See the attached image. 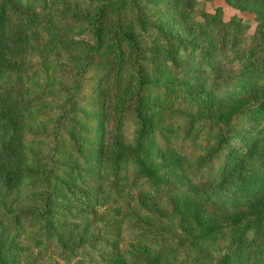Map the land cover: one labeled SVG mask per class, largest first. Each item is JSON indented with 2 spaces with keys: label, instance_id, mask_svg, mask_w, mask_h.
<instances>
[{
  "label": "rangeland",
  "instance_id": "rangeland-1",
  "mask_svg": "<svg viewBox=\"0 0 264 264\" xmlns=\"http://www.w3.org/2000/svg\"><path fill=\"white\" fill-rule=\"evenodd\" d=\"M10 2L26 12L42 14L57 26V35L90 39L88 29L58 14L63 7L78 12L91 11L94 6L87 0ZM138 6L148 20L161 22L167 31L187 41L183 46L187 47L188 54L178 52L177 58L184 68L182 73L165 72L164 61L157 52L147 63L148 74L164 83L166 89L163 92L154 87L149 91L153 109L180 108L210 115L264 86V49L256 61L236 70L224 55H217L222 63L213 68L197 56L196 49L190 50L191 46H206L211 50L218 46L220 27L209 31L201 21L203 12L211 13L215 8L223 21L233 18L241 24L235 49L246 44L255 24L264 23V0H140ZM14 15L5 16L0 25V62L15 67L33 65L36 72L27 79L15 80L0 73V170L15 164L47 165L51 157L56 167L51 173L52 187L58 196L55 202L60 206L55 210V218L50 220L52 229L66 245L79 238H98L87 256L65 252L52 233L46 236L44 243H35L34 233L39 222L30 224L20 220L12 224L8 216V210L20 209L26 198L19 195L15 187L19 176L11 175L6 185L0 180V243L13 242L22 247V254L13 255L14 264H138L134 258L136 254L161 264H201L194 261L196 252L188 246L185 237L197 234L199 225L220 222L222 217L231 214H246L242 224L252 212L264 206V140L254 141L264 133L259 127L261 112L254 111V106L249 109L253 112L241 113L232 121L238 136L229 147L232 160H222L221 168L205 186L166 191L154 198L148 193L145 181L129 182L133 171L130 162L119 164L116 170L103 165L102 162L111 156L113 146L120 148L128 144L133 128L127 118L117 127H109L112 115L127 108L132 81L128 77L119 96L113 98L112 73L117 59L109 42V28L114 17L112 9H106L101 21V46L109 43L108 55L100 52L99 66L97 62L85 71L77 96L69 104L71 115L59 119L61 126L55 140L44 133L31 139L26 137L30 131L52 129L65 103L62 97L50 95L38 104L48 109L38 113L33 107L30 115L19 118L12 126L2 122L22 98L51 93L66 83L60 70H68L73 57V49L54 47L47 52L43 67H39L37 62L48 34L35 21H18ZM132 18L129 11L125 22L136 32ZM149 34L150 31L141 32L148 38L143 42L147 46L154 45ZM125 51L131 63L127 47ZM184 122V118L172 116L162 122V129L148 131L146 157L155 165L174 160L177 167L163 169L162 175L188 181L189 167L212 139L211 133L199 126L198 119L193 126L192 145L186 144L179 149L175 140ZM29 180L30 177L22 176L19 182L28 183ZM33 190L35 192L36 188ZM6 206L8 214L4 211ZM117 212L128 214L118 223H110L109 218ZM144 219L169 225L174 238L171 243L146 237L149 231L143 228ZM227 224L202 245L204 259H201L205 264L217 263L226 237L235 227ZM231 264H247V260Z\"/></svg>",
  "mask_w": 264,
  "mask_h": 264
},
{
  "label": "trees",
  "instance_id": "trees-1",
  "mask_svg": "<svg viewBox=\"0 0 264 264\" xmlns=\"http://www.w3.org/2000/svg\"><path fill=\"white\" fill-rule=\"evenodd\" d=\"M87 1L94 6L91 11L78 12L68 10V7H63L58 12L62 18L72 20L79 27L83 26L84 29H88L90 33V39H73L71 36L57 35L59 30L57 26L42 14L26 12L13 6L10 0H0V25H2L5 16L15 14L14 17L18 21H35L48 34V40L42 44L43 50L40 54V61L37 62L39 67H43L47 52L50 49L60 46L66 49H73L71 50L73 52L71 54L73 56L71 67L68 70H60L61 75L65 76L66 83L54 88L51 93H38L22 98L18 106L8 116L3 118L2 122L12 126L19 118L30 115L33 107L38 113L41 110L48 109L46 106L42 107L41 105L38 106V104L50 97V95L51 97L54 95L62 97L65 103L59 109L52 129L47 132L30 131L27 132L26 137L31 139L44 133L52 140H55L57 129L61 126L59 119H66L71 115V106L69 104H72L77 96L85 71L97 62L99 66L98 56H100V52H103L105 56L108 55L106 51L109 43L106 46H101V21L106 9L107 11L112 9L114 17L109 28V42L113 46L117 59V65L112 73L113 98L116 99L119 96L128 77L132 81L128 106L124 111H117L112 115L109 127L115 128L121 120L127 118L131 120L133 128L126 146L120 148L112 147L111 156L102 162L105 167L116 170L119 164L130 162L133 166V171L129 182L133 184L138 181H145L148 193L156 198L166 191L187 190L191 187H202L209 183L214 178L217 169L221 168L222 160L227 158L232 160L229 147L235 138L238 137L232 121L241 113L249 114L253 110L257 111V113L261 112V124L259 127L264 133V111H261V107L264 106V86L248 92L244 98L235 100L224 110L210 115L190 112L180 108L153 109L149 102V91L154 87L159 88V91L163 92L166 89L164 88V83L157 81L156 78L148 74L147 63L151 61L150 58L153 53L157 52L164 61L165 72L182 73L184 68L182 64L177 62V58L180 56L178 52L181 54L187 52V47L183 46V43L187 44V41L167 31L161 22L148 20L138 6V1L140 0ZM129 11H131L133 16L132 20L136 32L129 29L128 24L125 22ZM217 11L215 8L211 13L203 12L204 17L201 21L206 23L205 28L209 31L220 27L217 39L218 46L211 50L210 47L206 46L192 47L190 43V50L196 49L198 52L197 56L203 61H207V65L213 68L219 67L220 63H222L217 55L226 56L233 69L247 67L250 63L257 60L264 49V23H256L251 39L243 46L235 49L236 38L242 29L240 27L241 24L239 20L233 18L223 21ZM54 28L55 30H53ZM144 31H150L151 34L149 35H152L154 45L150 44L152 46H147L143 43L148 39L146 38L147 36L141 35V32ZM125 47H127L131 55V63L126 59L127 52ZM215 54L216 57H214ZM35 72L36 68L33 65L15 67L0 62V73H6L14 80L17 78L27 79ZM252 106H254V109L249 110ZM172 116L182 117L185 120L175 140V146L178 145L179 149H183L186 144L192 145L193 126L198 119L201 121L199 126L204 127L207 132L211 133V142L196 156L194 163L188 169V181L172 179L162 175L163 169L177 167L174 160L163 161L162 163L164 164L155 165L148 161L146 157V135L148 131L153 128L155 130L162 129V122ZM73 140H76V138H73ZM261 140H264V134L254 138L255 142ZM74 151L79 152V150ZM49 160L50 162L47 165L29 166L15 164L0 170V180H3L5 185L11 175H18L19 181L22 176L30 177L28 183L18 181L15 185L18 194L26 197L23 200L24 206L17 210H8L9 214L7 213L8 206H6L4 211L8 214L12 224L20 220L30 224L39 222L34 233L35 243L38 244L40 241L44 243L46 236L52 233L56 243L65 252L87 256L90 249H92L91 246H93L94 240L98 239L97 237L79 238L75 243L66 245L59 239L50 224V220L55 218V210L60 209V206L58 202H55L58 196L52 187L53 177H51V173L56 168H54L55 162L51 157ZM34 187L36 188L35 192L33 190ZM127 214L128 212H117L109 218V222L118 223ZM251 214L242 224L241 222L246 214L236 213L222 217L220 222L199 225L197 234L184 238L187 239L188 246L196 252L194 261L205 264L201 259V257L204 259L201 252L202 245L215 234H218L228 223L235 227L227 235L226 242L221 248L216 264H231L232 261H242L243 259L247 260V264L264 263V206H260L258 210ZM144 220L143 228L149 231L146 237L155 240L162 239L169 243L174 239L169 231V225H159L150 219ZM237 224L239 227H237ZM12 243L5 242L3 243L4 245L0 243V264H14L13 255L22 254V247ZM240 257L242 259L238 260ZM134 258L138 264H161L159 261H154L140 254H136Z\"/></svg>",
  "mask_w": 264,
  "mask_h": 264
}]
</instances>
